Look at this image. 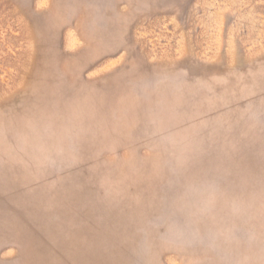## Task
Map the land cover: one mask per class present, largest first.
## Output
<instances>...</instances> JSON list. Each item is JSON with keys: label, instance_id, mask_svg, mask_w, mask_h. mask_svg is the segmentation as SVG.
<instances>
[{"label": "rangeland", "instance_id": "374dc122", "mask_svg": "<svg viewBox=\"0 0 264 264\" xmlns=\"http://www.w3.org/2000/svg\"><path fill=\"white\" fill-rule=\"evenodd\" d=\"M0 264H264V0H0Z\"/></svg>", "mask_w": 264, "mask_h": 264}]
</instances>
